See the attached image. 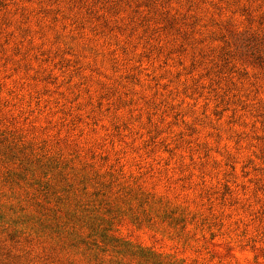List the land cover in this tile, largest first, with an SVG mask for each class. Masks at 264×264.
I'll list each match as a JSON object with an SVG mask.
<instances>
[{
  "label": "rangeland",
  "instance_id": "obj_1",
  "mask_svg": "<svg viewBox=\"0 0 264 264\" xmlns=\"http://www.w3.org/2000/svg\"><path fill=\"white\" fill-rule=\"evenodd\" d=\"M0 264H264V0H0Z\"/></svg>",
  "mask_w": 264,
  "mask_h": 264
}]
</instances>
